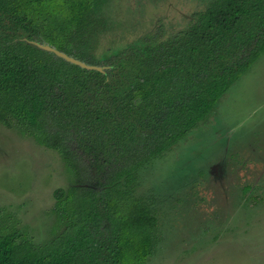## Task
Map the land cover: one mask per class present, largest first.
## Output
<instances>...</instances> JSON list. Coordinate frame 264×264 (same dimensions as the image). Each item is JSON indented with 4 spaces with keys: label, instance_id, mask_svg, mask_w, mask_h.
I'll use <instances>...</instances> for the list:
<instances>
[{
    "label": "trees",
    "instance_id": "trees-1",
    "mask_svg": "<svg viewBox=\"0 0 264 264\" xmlns=\"http://www.w3.org/2000/svg\"><path fill=\"white\" fill-rule=\"evenodd\" d=\"M124 4L0 0V125L54 152L68 176L44 242L0 212V264H146L160 212L138 193L140 172L214 118L264 55V0H208L182 27L161 21L113 42L141 28L143 6Z\"/></svg>",
    "mask_w": 264,
    "mask_h": 264
},
{
    "label": "rangeland",
    "instance_id": "rangeland-1",
    "mask_svg": "<svg viewBox=\"0 0 264 264\" xmlns=\"http://www.w3.org/2000/svg\"><path fill=\"white\" fill-rule=\"evenodd\" d=\"M207 1L124 0L143 6L141 28L110 40H131L161 21L182 27ZM63 171L54 152L0 125V212L36 244L50 237L53 191L68 185ZM138 193L154 194L160 212L161 242L146 264H264V55L214 118L140 172Z\"/></svg>",
    "mask_w": 264,
    "mask_h": 264
},
{
    "label": "water",
    "instance_id": "water-1",
    "mask_svg": "<svg viewBox=\"0 0 264 264\" xmlns=\"http://www.w3.org/2000/svg\"><path fill=\"white\" fill-rule=\"evenodd\" d=\"M33 45H35L36 47L40 48L41 50H44L46 52L52 53L55 56L65 60L66 62L79 66L80 68L83 69H87V70H95V71H99V72H103V67L100 66H94V65H88L80 60H77L71 56H68L67 54L49 46L46 43H37V42H33Z\"/></svg>",
    "mask_w": 264,
    "mask_h": 264
}]
</instances>
